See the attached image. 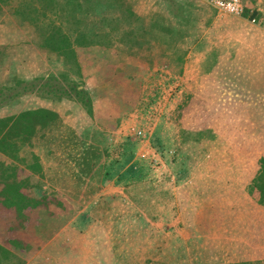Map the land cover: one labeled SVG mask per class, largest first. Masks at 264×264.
Listing matches in <instances>:
<instances>
[{
	"label": "rangeland",
	"instance_id": "1",
	"mask_svg": "<svg viewBox=\"0 0 264 264\" xmlns=\"http://www.w3.org/2000/svg\"><path fill=\"white\" fill-rule=\"evenodd\" d=\"M191 1L195 16L200 19L193 27L205 28L207 20L203 15L211 12L208 8L212 7L200 0ZM261 1L259 5L264 8V0ZM135 8L141 15L158 10L156 0H137ZM7 17L4 15L0 21V39L11 43L2 45L7 48L8 58L0 63V80L5 76L29 80L56 72L44 52L19 27L23 25L10 18L5 22ZM194 36L186 37L181 46L184 50L195 44ZM101 53L100 49L99 52L78 51L83 73L81 85L92 101L91 117L78 103L68 100L49 103L35 95L0 108V115H8L45 106L60 118L54 129L32 141L31 152L38 157L43 173L41 177L28 175V190L33 197L42 193L59 197L64 207L52 204L50 213L68 220L63 225H47L35 232L39 216L32 215L25 230L17 234L31 249L22 254L10 247L16 264H220L217 259L224 245L205 244L210 251L213 249L215 257L206 261L210 254L198 243L206 231L204 221L199 218L203 212L191 210L189 206L198 191H194L196 187L189 181L177 182L180 175L176 171L181 168V152L189 157L181 171L197 175L216 170L213 162L219 147L209 143L211 134L208 140L203 138L199 145L202 149L193 148L195 154L191 148L179 144V132L184 131L181 128H211L221 115V108H204L210 101H193L190 95L178 98L180 65L159 42L153 41L151 52L139 53L135 58H128L120 45L109 50L107 57ZM124 66L132 71L124 70ZM221 102L222 113L240 115V119L259 124L256 116L245 118L235 110L239 107L238 101ZM244 103L247 111L252 108L262 111L264 107L260 100ZM257 131L248 139H258ZM234 134H231L233 139ZM126 147L134 151L132 158L121 166H113V161L125 160L129 151ZM95 148L99 149L101 158L103 155L104 164L92 163L87 168L83 164L88 161L86 153ZM105 149L109 158L104 154ZM243 149L225 146L219 154L226 156V161L234 162L235 167H241L242 163L235 161L236 156L254 157ZM0 160L10 163L2 156ZM226 161L218 165L220 171H227ZM107 171L111 174L109 177L105 176ZM120 172H123L121 176ZM248 174L243 173L246 176L241 179L243 187ZM38 183L40 187L35 188ZM65 225L69 227L61 230ZM253 231L251 227L249 234ZM57 234L60 237L54 241ZM210 234L208 227L205 236ZM259 239L263 242L255 244L246 238L244 245H228L234 248L232 258L250 259L235 264H264V234ZM198 247L202 258L198 256ZM10 263L13 264L8 260L7 264Z\"/></svg>",
	"mask_w": 264,
	"mask_h": 264
},
{
	"label": "trees",
	"instance_id": "2",
	"mask_svg": "<svg viewBox=\"0 0 264 264\" xmlns=\"http://www.w3.org/2000/svg\"><path fill=\"white\" fill-rule=\"evenodd\" d=\"M156 3L157 11L141 15L135 8L137 0H0V21L8 15L18 25L22 24L19 27L44 52L56 71L29 80L5 76L0 80V108L10 106L22 97L35 95L49 103L62 100L78 103L91 117L92 101L81 85L83 73L78 51L82 49L90 52L100 49V55L105 53L107 57L109 50L120 45L125 48L128 58H135L139 53L151 52L152 43L156 41L166 47L170 58L174 57L181 66L187 53L181 46L186 37L194 35L197 27L193 26L200 20L194 14L195 5L191 0H156ZM205 22L206 25L210 23L209 20ZM6 58L7 48L0 45V63ZM123 69L132 71L127 66ZM59 120L55 111L43 107L0 115V156L10 161L0 160V220L13 235L11 247L22 254H26L31 245L17 234L25 230L32 215L39 216L35 232L47 225H63L68 220L50 213L52 204L64 207L59 197L43 193L33 197L28 190V175L41 177L43 173L38 157L31 152L32 141L44 137V133L54 129ZM181 129L184 131L179 132V137L183 141L210 137L204 129ZM98 150L87 151L88 161L80 159L84 166L89 168L91 162L99 163ZM128 150L125 160L113 161L112 165L117 167L127 163L134 154ZM104 154L109 158L107 149ZM109 175L107 171L105 176ZM34 187H40V183ZM249 194L264 206V153L257 160ZM14 259L13 253L8 254L0 245V264L4 260L13 263ZM15 260L13 264H16Z\"/></svg>",
	"mask_w": 264,
	"mask_h": 264
},
{
	"label": "crops",
	"instance_id": "3",
	"mask_svg": "<svg viewBox=\"0 0 264 264\" xmlns=\"http://www.w3.org/2000/svg\"><path fill=\"white\" fill-rule=\"evenodd\" d=\"M261 2V0H242L244 6L242 16L222 14L213 7L212 9L208 8L212 12L203 16L210 23L204 26L205 28H196L194 32L195 44L187 50L184 62L179 68L178 98L181 99L184 94L190 95L193 101H201V99L207 102L210 101V104L207 103L204 108L206 106L209 107V110L210 108H221V113H219L221 115L217 116L216 124H213L211 128H202L205 132L211 134L209 143L216 144L219 147L216 150L218 156H214L213 162L216 170L197 175L191 171H184V173L181 171L184 170L183 163L186 164L189 157L181 152L179 155L181 168L176 171V174L180 175L177 182L184 180L186 183L189 181L188 183L191 182L190 185L196 187L194 191H198L197 194L194 193L195 198L189 206L191 210L203 212L204 218L200 217L201 215H199V218H202V222L204 221L203 229H206V231L205 233L201 231L204 235L200 236L198 243L204 245V250H207V254H210L206 261L215 260V257L213 256V249L210 251L205 244L210 242L211 245H224V249H222L224 251L219 255L220 259H217L220 264H235L250 260L232 258L234 248L231 249L228 245H238V243L244 245L246 238L249 239V242L253 241L258 244L259 238L264 234V206L260 205L249 194L257 160L264 153V107L262 111L261 108H258L260 109L258 111L254 108L247 111L244 103L247 100H260L264 103V8L259 5ZM251 18L256 19V24L250 22ZM8 20L7 17L4 21L7 22ZM10 43L11 41L7 39H0V45H9ZM223 100H227L228 104H230V101H234V103L238 101L239 107L235 110L241 112L240 114L244 117L256 116L259 124L255 125L244 118L240 119V115L234 117L228 113H222V107H219V104ZM230 109L231 107L227 110ZM256 130H258L259 138L248 139L251 138L253 132L256 133ZM232 133H235L234 139L231 138ZM179 139V144L184 145V147H189L192 150L195 147L197 150L198 148L202 149L199 145H201L203 138L197 137L190 139V141L189 139L183 141L181 137ZM225 146L228 148H244L242 151H247V155L251 153L254 157L236 156V163H242V166H239L240 168L235 167L234 162L230 159L226 161V156L223 157L219 154ZM257 149L258 152L254 153V150ZM171 157L173 158V156ZM203 157L204 155L200 158ZM103 158L102 155L99 161L100 166L104 164ZM225 161V164L229 167H227V171H220L218 165ZM245 164L250 166L248 167ZM115 172L117 173L118 170ZM247 172H249L248 179L245 187H243L241 179L247 176ZM122 173L120 172L119 176ZM182 173H184L183 176ZM175 177L177 178L176 175ZM116 178L120 179L118 176ZM199 180L202 181L201 184ZM67 227L69 226L65 225L61 230ZM208 227L211 234L205 236ZM251 227H254V231L249 234ZM0 234V245L10 254V239L12 237L10 236L11 233L5 229L3 220H0ZM59 237L57 234L53 240L55 241ZM92 243L89 241V244ZM197 253L202 258L199 247ZM225 256L228 258H225ZM2 264H7V261L4 260Z\"/></svg>",
	"mask_w": 264,
	"mask_h": 264
},
{
	"label": "built area",
	"instance_id": "4",
	"mask_svg": "<svg viewBox=\"0 0 264 264\" xmlns=\"http://www.w3.org/2000/svg\"><path fill=\"white\" fill-rule=\"evenodd\" d=\"M202 3L209 5L222 14L233 16H242L244 13V6L242 0H200ZM250 22L256 24V19L251 18ZM141 135L140 132H138Z\"/></svg>",
	"mask_w": 264,
	"mask_h": 264
},
{
	"label": "bare ground",
	"instance_id": "5",
	"mask_svg": "<svg viewBox=\"0 0 264 264\" xmlns=\"http://www.w3.org/2000/svg\"><path fill=\"white\" fill-rule=\"evenodd\" d=\"M233 16V15H232Z\"/></svg>",
	"mask_w": 264,
	"mask_h": 264
}]
</instances>
